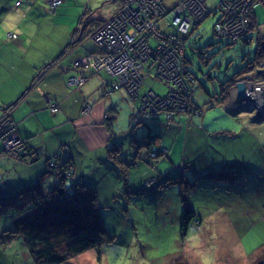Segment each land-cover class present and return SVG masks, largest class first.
<instances>
[{"label": "rangeland", "instance_id": "rangeland-1", "mask_svg": "<svg viewBox=\"0 0 264 264\" xmlns=\"http://www.w3.org/2000/svg\"><path fill=\"white\" fill-rule=\"evenodd\" d=\"M15 1L6 0V3L12 6L13 11H15L13 6H16V10L22 11L25 0H17L18 5H15ZM116 1L119 2V0H71L64 14L56 16L53 13L54 16H49L46 11H40L41 18H38V15H27L30 23L32 21L34 24L32 27L26 26L27 31H31L30 38H34L35 35L39 38L33 44L32 51H41V39L44 38L46 32H51L49 34L52 40L64 38L67 33L65 27H69L74 22V27L79 26L74 39L69 38L68 40L72 43L69 46H73L82 28L85 32L99 21L108 20L107 18L116 11ZM216 1L206 0L210 8ZM43 3L47 7V0H43ZM19 5L21 7H18ZM253 13L257 26L249 31L246 26V31L239 35L236 42L221 36L215 29L216 20L221 16L219 11L215 14L211 13L203 21L197 23L196 27L186 35L184 40V55L188 60L186 66L196 80L192 76L191 78L185 76L186 79L183 82L176 81L172 85V82L167 83L158 77L154 79L145 77L147 79L141 86L142 93L150 87L159 97L167 95L170 91L179 100L195 108L190 106L180 108L181 103H179L173 108L167 106L158 108L155 104L146 107L144 105V108L140 110V104L132 100L137 111L159 112L155 116L161 130L159 141L164 145L168 154L167 157L159 159L154 167L172 171V173L180 170L183 175L194 182L196 186L189 194V201L197 210H201L202 219L199 226H195L183 239L180 238L176 215L181 211L182 202H180V195L178 196L179 189L174 183L163 188V191L159 193L147 189L137 194L126 189L129 187L125 186L126 184L119 177L120 168H115V171L111 169L98 185L99 200L96 192L98 213L106 230L105 235L98 246L73 256L62 264H200L198 253L213 256L216 264H237L241 262V259H247L249 255L256 253L257 249L264 248V209L251 215L242 213V208L257 207L259 202L264 203V138L256 134V132H264V118L253 121L250 116L254 115L257 109H261V114H263L264 104L261 106L255 103L256 98L247 91V86H250L257 92H263L264 63L253 67L251 71H243L235 81V84L237 81L244 84V98L237 95V88L234 84L227 98L222 100L220 86L235 71L242 68L247 59L253 56L257 29H264L263 4L255 7ZM221 19H224V15ZM159 24L164 32L177 33L175 26L171 23L161 21ZM93 34L94 31L90 32L95 50L87 51L84 54L86 56L83 54L77 56L72 62V65L79 70L77 73L79 76L89 73L88 63L93 60L94 56L103 55L104 51L92 37ZM244 34V37L251 38L250 42H243L244 37L240 36ZM199 52H202V59H200ZM81 57L83 60L79 59ZM87 58L89 60L85 61ZM54 61L48 63L50 65L46 68L54 65ZM92 68L94 67L89 65L88 70ZM98 70L111 73L107 68ZM112 73L110 75L115 77ZM38 77L40 78L36 76L35 79ZM113 83L117 81L114 80ZM66 86L71 89L67 84ZM118 89L126 91L123 85L115 90ZM105 93L109 91L105 90ZM249 100L253 101L254 105L246 103ZM175 101L177 99L170 101L169 105H173ZM51 104L57 106L56 102L50 103V106ZM241 107L246 110L237 113ZM171 113L174 118L168 119L171 118L169 115ZM179 114H185V117L180 119L177 117ZM9 116L10 110H4L0 123L4 125ZM116 117L117 123L121 122L124 125L128 117L127 102H121ZM166 123H169L171 127L166 128ZM177 129L179 130L176 131ZM0 130V132H7L5 129ZM14 131L16 127L12 129V132ZM207 132H214L213 135L216 137L206 139ZM222 134L225 136H221ZM253 135L257 136V141H253ZM196 136L199 140L204 139L207 149V154L200 159L198 157L201 147L199 148L196 143L198 142ZM240 136L243 139H240ZM116 137H119L118 134ZM20 142L21 140L12 138L7 141L6 146L13 148L12 145L19 146ZM1 146L0 142V150ZM139 147H144V145ZM184 149L187 157L183 156ZM149 155L151 154H147V157L151 160ZM206 155L208 160H205ZM111 156L117 157V150L112 152ZM5 157L19 161L25 160L14 154L0 153V173H4V169L7 170L6 180L1 181V184H4L3 190H0V264H39L29 253L22 236L18 233L11 236L13 234L6 233L5 230L14 227L13 220L21 217V211L30 203L28 198L30 192L15 195L17 191H20L19 189L23 188L22 183H19L20 180L22 179L24 183H33L39 179L40 175L30 165L27 167L25 164L16 163L6 167V162L2 163ZM225 161L229 163L226 168H223L220 165L225 164ZM60 163L57 162V165ZM99 165L105 168L106 161L100 162ZM215 171H219L221 175L209 178L208 175ZM195 176L197 178H194ZM155 179L153 175L147 177L143 187L150 186V182L153 183ZM13 186V190L9 189ZM111 187L119 188L120 193L115 196L108 194L105 190ZM261 206L264 208V204ZM167 211H169L168 216L175 211L176 213L170 221L169 218L165 220L164 224L169 221V227L165 230L164 225H161L164 220L162 213ZM192 236L199 238L196 247L192 246V240H190ZM237 240L240 241L241 248L236 256ZM259 258L264 259V251L258 254L256 261Z\"/></svg>", "mask_w": 264, "mask_h": 264}, {"label": "crops", "instance_id": "crops-1", "mask_svg": "<svg viewBox=\"0 0 264 264\" xmlns=\"http://www.w3.org/2000/svg\"><path fill=\"white\" fill-rule=\"evenodd\" d=\"M69 1L71 0H63L62 5L55 12L56 16L64 14L63 12L69 7ZM24 4L25 6L22 8L25 11L21 12L22 16L11 21L19 32L17 38L9 40L8 43H2L0 39V115L2 107H7L20 95L22 96L11 107L10 116L16 123V134L26 142L30 157H36L33 162L32 160H23L22 162L36 169L44 187L53 188L60 184L64 172L61 174L62 167L61 169L59 167L52 168L46 161L50 157H54L61 146H67L64 147L63 159L64 162L71 165L69 176L72 181L68 180V183H86L95 188L99 200L98 185L101 180L108 174V170L115 171V168H120L119 177L126 184L125 186L129 187L126 189L137 194L143 192L146 190L144 189L146 187H143L144 180L152 175L155 176L158 172L154 169L156 162L151 167L148 166L150 159L145 154L147 149L139 146L143 145L148 135L152 134L150 132L157 134L161 132L160 124L155 117L159 112L137 111L133 99L121 89L105 93L114 77L102 70L93 73L82 86L68 88L65 77L79 71L72 65L73 60L79 55H84L87 51L95 50V45L90 37L91 29L84 32V28H82L81 33L78 34L79 37L75 38L76 42L73 46H69L71 41L68 40L74 36L76 27H74V22L69 27H65L67 33L64 38L52 40V36L49 34L51 32L48 31L41 39V51L34 52L32 51L33 44L39 38L36 35L34 38H30L31 34H25L26 26H34L26 16L31 14L41 18L40 11H46L49 16L55 14L47 12L43 0H28ZM13 7L16 11V6ZM8 10L15 12L12 10V6H9ZM4 32L9 33V31ZM50 39L51 41L48 42ZM52 61L55 64L43 71L40 78L35 79L42 67ZM49 99L58 103L59 110L57 112L54 113L50 110ZM123 101L128 103V117L124 125L121 122L117 123L116 117L117 110ZM177 117L183 119L185 114H179ZM150 119L151 121H149ZM169 126L171 127L169 123L165 124L166 128ZM159 134L161 135V133ZM213 134L214 132H207L205 138L209 140L210 137H216ZM204 142V139H198L196 143ZM159 143L162 145L161 141ZM204 147L201 146L198 159L207 154V149ZM114 148L117 150L116 158L123 160L122 162L111 156L114 151L110 150ZM183 156H188L185 149ZM205 160H208L207 155ZM103 161H106L105 168L99 165ZM222 162L224 163V161ZM228 163L225 161V164L220 166L226 168ZM168 172L172 173V171H166L165 174ZM116 183L119 182L116 181ZM22 184L24 183L22 182ZM3 186L2 183L0 190H3ZM105 191L115 196L121 190L111 187ZM152 191L155 192V189ZM262 204L264 203L259 202L257 207L242 208V213L251 215L256 214L260 209L263 211ZM240 248V241L237 240L236 256ZM263 251L264 248H259L256 253L249 255L247 259H241V262L237 264H255L260 261V258L256 261L258 254Z\"/></svg>", "mask_w": 264, "mask_h": 264}, {"label": "trees", "instance_id": "trees-1", "mask_svg": "<svg viewBox=\"0 0 264 264\" xmlns=\"http://www.w3.org/2000/svg\"><path fill=\"white\" fill-rule=\"evenodd\" d=\"M27 1L28 0H25V2ZM260 1H261L260 3L263 4L264 6V0H260ZM116 2H117V8H116L117 11L118 7L120 8L124 0H119L120 5L118 1ZM62 3L63 0H61L57 6H51L50 0H47V4H46L47 7H45V9L51 13H55L57 9L62 5ZM18 4L19 3L16 0L15 5ZM8 7L9 6L6 3V0H0V17H2L5 13L9 12ZM24 11L25 10L23 9L21 12L24 13ZM212 13L213 14L216 13L215 9H212ZM110 17H108L107 19H109ZM105 22L106 19H103L98 23H96L95 25L91 26L90 27V29H92L91 32L98 29V27L101 24L103 25ZM245 23L248 28V31L253 30L255 26H257L254 20L253 11H251L248 14V18ZM195 27L196 25L191 27L189 32ZM77 29L78 26L75 27L73 33L74 36ZM24 32L25 34L28 35H30L31 33V31H27L26 29L24 30ZM18 33L19 32L17 30L9 31V33L3 32V35L0 38L1 42L8 43L9 40H15L19 35ZM188 33H186L182 37L185 74L188 76H192L193 79L196 80V77L186 66L188 60L184 55V51H185L184 40L186 39V35ZM244 36L245 34L240 37H244ZM250 39H251L250 37L246 36L243 38V42L244 43L250 42ZM255 39H256V45L254 48L252 58L247 59V61L245 62L242 68L235 71L223 83H221L220 86H221L222 100L227 98L230 88L234 86L235 81L243 71H251L253 67H257L258 65L264 63V29L263 30L257 29V35ZM231 41L233 40L231 39ZM199 56L200 59H202V52H199ZM48 65L50 64H46L45 66H43L42 69L36 74V76H41L42 72L47 69L46 67ZM76 75L77 73L73 75H67L65 77V82L68 80L69 77ZM92 75L93 73H90L87 76L90 77ZM114 80L116 81L115 77ZM111 84L106 88V90L110 89L109 92L115 90L112 87H110ZM69 87H71V89L75 88L74 86H69ZM125 92L128 94L130 98H132L133 100L137 101L138 104H140L139 97L140 94H143L141 92V87L139 89V94L135 98H133V96H130V94L127 91ZM21 97L22 96L20 95L12 104L8 105L7 109H11V107L14 106L20 100ZM191 98L193 101V90L191 91ZM50 102L55 103V101L52 100H50ZM57 107L59 110L58 103H57ZM193 108H195V106ZM2 115L3 112L1 113L0 118L2 117ZM170 116L171 118L168 119L174 118L173 113H171ZM10 118L12 119L11 116ZM256 134L257 135L260 134L264 138V132H256ZM253 136H254L253 141H257L256 139L257 136L256 135ZM160 137L161 135L159 133L158 134L152 133L151 135H148L147 138L148 141L147 142L145 141L143 143L144 147L147 149V154H151L149 155V157H151V160L149 161V163L147 161L149 167H151L152 164H155V162L157 164L159 159H162L163 157H167L168 151L165 149L164 146L160 145L159 143ZM239 138L243 139L241 138V136ZM20 139L22 140V144H23V147L20 150L23 151L22 153L20 152L12 153L13 151H7L4 146V142H3L4 140L2 139H0L2 145L0 153L4 152L8 154H14L18 158L21 157L23 159L25 158V160H32V162L35 161L36 157L34 156L30 157L31 154H29V150L26 145V142L22 138ZM198 145L199 147L205 146L204 143L201 144L199 143ZM64 147L61 146L60 150L55 153L54 157L52 156L46 161L47 164L50 165V167L52 168L59 167L61 169L62 167L63 171L61 169V172H64L65 175L61 178L60 184L58 186L48 189L41 184L40 179H37V181L33 183L32 182L24 183L23 180L21 179L20 180L21 182L19 183L22 182L24 183L22 184L23 188L19 189L20 191H17L15 195L23 194L24 192L27 191L30 192V197H28L30 199V203L27 207H25L21 211L22 213L21 217L15 218L13 220L14 227L12 229L5 230L6 233L9 232L13 234L11 236H14L16 233L21 235L23 241L27 245V249L29 253L36 259V261L39 264H62L68 261L71 257L81 254L93 247L98 246L106 232L105 227L102 224L100 215L98 213L97 193H96L97 191L95 190V188H92L86 183H75V182L68 183V180L72 181L71 176H69V174H71V167L68 166L69 165L68 162H64L65 160L63 161V151L65 150ZM204 148L206 149V147ZM115 150L116 149L114 148L111 149L110 151H115ZM260 158H262V154H260ZM116 159L121 162L123 161L118 158ZM22 161L23 160L19 161V160H15L14 158L5 157L2 163L6 162V167H9L12 164H16V163L27 165ZM57 162H61L60 165H57ZM154 169L158 172L154 176L156 177V179L153 183L149 184L150 186L144 189L146 190L150 188L152 190L155 189V192L159 193L163 191V188L169 187V185L172 183L176 185V188L178 187L179 189L178 196L180 195L181 197L180 202H182V205H181V211L176 215V218L178 220L177 221L178 233L180 238L183 239L185 236H187V233L192 231V229L195 226H199L202 219L201 217L202 215L200 214L201 210H197L196 207L189 201V194L192 190H194L196 185L194 184V182L191 181V179L183 175L180 170L173 171V173L168 172L165 174L167 170H161L159 167L158 168L154 167ZM6 173H7L6 169H4V173L2 174L0 173V181L6 180L7 178V175H5ZM219 173H220L219 171L212 172L208 175V177L209 178L213 176L218 177L221 175V173L220 174ZM225 175L226 174L224 173V176ZM124 180L126 181L125 177ZM60 187H63L64 191L61 192ZM9 189L13 190L14 186ZM18 210L20 211V208ZM168 212L169 211H167L166 213H162L164 215L163 216L164 220L161 225H164L165 230L168 229L169 227L170 218L175 217V213H176L175 211L171 216H168L167 215ZM168 218L169 221L165 223L166 224L165 225L164 222ZM260 260H264V259L260 258ZM256 264H264V261H258Z\"/></svg>", "mask_w": 264, "mask_h": 264}, {"label": "built area", "instance_id": "built-area-1", "mask_svg": "<svg viewBox=\"0 0 264 264\" xmlns=\"http://www.w3.org/2000/svg\"><path fill=\"white\" fill-rule=\"evenodd\" d=\"M60 1L50 0V5L57 6ZM260 2V0H217L210 8L206 0H124L120 8L92 35L104 52L101 56H94L93 60L88 63V74L107 68L111 73L113 72L112 75L117 81L110 87L117 89L123 85L133 98L139 94V89L146 80L145 77L152 79L158 77L167 83L172 82V85L176 81L183 82L186 79L185 76L191 78L185 74L183 35L209 16L212 9H215V12L221 13L220 20H216L215 29L221 36L236 41L239 35L246 31L245 22L248 14L261 4ZM161 21L174 25L177 33L164 32L159 24ZM100 59H103V64H98ZM113 59L118 63L115 69L110 67ZM88 60L89 58L85 59V61ZM89 65L94 68L88 70ZM87 75L71 76L66 84L81 86ZM139 98L140 110L144 108V105L146 107L155 104L158 108L163 106L173 108L174 105L181 103L179 107L182 108L186 104L170 91L165 96H156L151 87L145 93L140 94ZM173 99L177 101L169 105ZM53 105L51 104L50 109L55 112L58 107ZM13 128L15 129V122L9 116L4 125L0 123V129L7 131L0 132V139L4 140L6 150L22 153L23 151H20L23 147L22 140L15 131L12 132ZM12 138L21 140V142L19 146L14 144L13 148H8L7 141Z\"/></svg>", "mask_w": 264, "mask_h": 264}, {"label": "clouds", "instance_id": "clouds-1", "mask_svg": "<svg viewBox=\"0 0 264 264\" xmlns=\"http://www.w3.org/2000/svg\"><path fill=\"white\" fill-rule=\"evenodd\" d=\"M18 16H22L20 9H17L15 12L5 13L2 17H0V35H2L4 31H16V25L11 21H13ZM190 240H192L193 247H196L198 245V237L192 236ZM198 255L200 257V264H216L215 258L213 256L203 255L200 253H198Z\"/></svg>", "mask_w": 264, "mask_h": 264}, {"label": "bare ground", "instance_id": "bare-ground-1", "mask_svg": "<svg viewBox=\"0 0 264 264\" xmlns=\"http://www.w3.org/2000/svg\"><path fill=\"white\" fill-rule=\"evenodd\" d=\"M106 50L108 51V49L106 48ZM170 59V57L168 58V60ZM104 63V61H103V59H100L99 60V62H98V64H103ZM117 65H118V63H117V61L115 60V59H113L112 61H111V63H110V67L112 68V69H115L116 67H117ZM89 79V77L88 76H86V80H85V82L87 81ZM84 82V83H85ZM83 83V84H84ZM82 84V85H83ZM247 91H249L250 92V95L251 96H254L255 98H256V102L255 103H257L258 105H261V104H264V90H263V92L262 91H260V92H257V90L255 91L254 90V88H251L250 86H247ZM246 103H249V104H253V101H247ZM191 104H184L183 106H182V108H186V107H188V106H190ZM254 105V104H253ZM262 106V105H261ZM190 107H194L193 105L192 106H190ZM2 112H4V110L6 109V110H10V109H7V107L5 106V107H2ZM244 110H246L245 108H241V109H239L238 111H237V113H239V112H241V111H244ZM150 181V180H149ZM150 184H151V182H150Z\"/></svg>", "mask_w": 264, "mask_h": 264}, {"label": "water", "instance_id": "water-1", "mask_svg": "<svg viewBox=\"0 0 264 264\" xmlns=\"http://www.w3.org/2000/svg\"><path fill=\"white\" fill-rule=\"evenodd\" d=\"M235 86L237 88V95L239 97L244 98L245 97L244 84L242 82H238L237 81L236 84H235ZM261 113H262L261 109H257L256 113L252 116L251 119L253 121H258V120L264 118V111H263V114H261ZM60 191L61 192L64 191V188L63 187H60Z\"/></svg>", "mask_w": 264, "mask_h": 264}]
</instances>
